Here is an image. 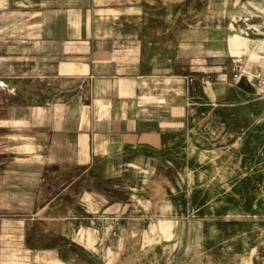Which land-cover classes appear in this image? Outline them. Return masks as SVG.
I'll return each mask as SVG.
<instances>
[{"label": "rangeland", "instance_id": "1", "mask_svg": "<svg viewBox=\"0 0 264 264\" xmlns=\"http://www.w3.org/2000/svg\"><path fill=\"white\" fill-rule=\"evenodd\" d=\"M34 1L0 0V40L3 15ZM136 3L147 42L170 57L185 47L186 65L201 58L199 71L187 68L208 76L193 86L187 131L128 151L127 163L34 173L17 160L32 149L3 133L0 88V217L42 249L43 264H264V101L248 75L233 77L264 61V0Z\"/></svg>", "mask_w": 264, "mask_h": 264}, {"label": "crops", "instance_id": "2", "mask_svg": "<svg viewBox=\"0 0 264 264\" xmlns=\"http://www.w3.org/2000/svg\"><path fill=\"white\" fill-rule=\"evenodd\" d=\"M136 6L35 0L31 9L3 15L0 88L9 118L2 130L17 132L13 147L32 149L18 163L34 173L44 164L127 163L128 151L160 149L187 131L191 107L198 106L193 86L208 77L187 68L199 71L201 58L186 65L185 47L173 58L153 47ZM14 222L0 217V264H43L41 248L27 247L24 233L13 235ZM47 262L58 264V255Z\"/></svg>", "mask_w": 264, "mask_h": 264}, {"label": "built area", "instance_id": "3", "mask_svg": "<svg viewBox=\"0 0 264 264\" xmlns=\"http://www.w3.org/2000/svg\"><path fill=\"white\" fill-rule=\"evenodd\" d=\"M242 75H248V79L254 82L256 95L259 99L264 101V61L261 64V66L257 69H255L253 72L249 71H238V73H234L233 77L234 79H240ZM192 79H189V82H191ZM207 82V80H205Z\"/></svg>", "mask_w": 264, "mask_h": 264}]
</instances>
